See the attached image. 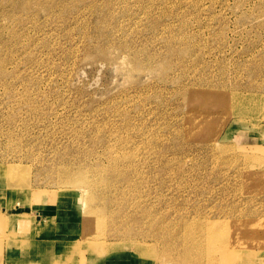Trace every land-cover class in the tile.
Returning <instances> with one entry per match:
<instances>
[{
  "label": "rangeland",
  "instance_id": "rangeland-1",
  "mask_svg": "<svg viewBox=\"0 0 264 264\" xmlns=\"http://www.w3.org/2000/svg\"><path fill=\"white\" fill-rule=\"evenodd\" d=\"M0 264H264V0H0Z\"/></svg>",
  "mask_w": 264,
  "mask_h": 264
},
{
  "label": "bare ground",
  "instance_id": "bare-ground-1",
  "mask_svg": "<svg viewBox=\"0 0 264 264\" xmlns=\"http://www.w3.org/2000/svg\"><path fill=\"white\" fill-rule=\"evenodd\" d=\"M235 98V100H234V103L233 104H235V105H237V108H234V109H236V110H238V111H240L241 113H244V112H246V111H250V109H251V107H250V105L249 104H251L250 102L252 101V100H254V101H257V100H259L257 97H251L250 98V101L249 102H244L243 100H242V98L241 97H238V96H235L234 97ZM242 106H244V107H242ZM12 166V167H11ZM10 166V169L9 170H16V168H15V166L14 165H11ZM16 173V172H15ZM42 218V216H40V215H37V219L38 220H40ZM234 223H233V226H238V224H239V221H233ZM215 224H220V225H222V223H218V222H209V223H205V224H203V225H199V224H197V221H194V222H189V223H187L186 225H185V232H188V234H190V236L191 235H193L194 237L197 235H199V234H197V232H201V231H204L203 232V234L205 233L206 234V236L209 234V232L212 230L211 228L215 225ZM242 231H244V230H242ZM175 232V231H174ZM237 232L234 230L233 231V234H236ZM186 234V233H185ZM196 238V237H195ZM195 241H196V239H194ZM199 239H197V241H198ZM190 241V240H189ZM188 241V242H189ZM195 243V242H194ZM199 243H201V242H199ZM191 244V243H190ZM189 244V245H190ZM196 244V243H195ZM202 244H204V243H202ZM194 245V244H193ZM229 245H230V243H227V244H221L220 246H219V248L220 249H226V248H228L229 247ZM199 246H200V244H199ZM200 249V248H199ZM198 250V249H197Z\"/></svg>",
  "mask_w": 264,
  "mask_h": 264
},
{
  "label": "crops",
  "instance_id": "crops-1",
  "mask_svg": "<svg viewBox=\"0 0 264 264\" xmlns=\"http://www.w3.org/2000/svg\"><path fill=\"white\" fill-rule=\"evenodd\" d=\"M46 218V217H45Z\"/></svg>",
  "mask_w": 264,
  "mask_h": 264
}]
</instances>
